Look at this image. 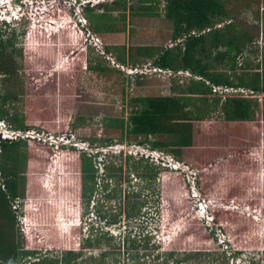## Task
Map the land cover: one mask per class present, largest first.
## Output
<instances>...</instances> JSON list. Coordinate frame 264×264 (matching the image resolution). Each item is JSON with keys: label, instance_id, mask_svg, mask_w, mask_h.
<instances>
[{"label": "rangeland", "instance_id": "rangeland-1", "mask_svg": "<svg viewBox=\"0 0 264 264\" xmlns=\"http://www.w3.org/2000/svg\"><path fill=\"white\" fill-rule=\"evenodd\" d=\"M0 1V24L4 20L12 22L11 28H16L19 34L15 46L22 51V55L15 57L18 65L16 75H0V94L15 97V110L20 113L26 112L29 104L38 109L55 108L58 116H62L65 129H51L50 132L56 135L73 134L75 142L88 143L87 152L92 149L100 150L99 155L104 154L109 151V146L117 147V152L121 149L125 152L119 156L111 155V152L108 155H100L104 164L114 168L111 174L104 165L102 169L106 172L102 171L98 158L95 157L97 154L90 157L94 165V168H90L95 169L97 177V185L92 184L96 190L93 200H104L106 207L103 211L108 210L110 219L117 218L116 224L107 223L99 215L104 213L97 214L94 209L87 208L88 206L81 212V217L73 221L79 211L75 204L79 199L77 175H73L79 163L77 156L80 151L77 148H64L69 149L68 151L74 150L77 156L58 155V163L62 158L66 160L62 169L54 163V153L50 155L46 161L47 167L55 170L53 173L48 172V177L44 175L48 169L44 172L41 170L42 166L40 170L36 167L35 172L41 173V182L48 184V198L53 201L51 204L55 207V221L48 225L43 220L29 219V223L26 221V227L18 222L15 238L20 250H35L39 254L37 258L40 259L46 256L48 257L44 258L45 260L57 257L62 259L66 253L65 249L55 250L53 245H46L49 240L54 241L50 235L51 230H66L70 233L65 235L66 239L78 243L84 233L83 229L87 232L85 234L90 236L91 233L88 232L93 233L92 228H97L114 236L111 243L102 241L105 245L101 248L113 254L103 264H264V118L261 126L253 125L251 131L261 137V148L237 154L242 157L241 163L235 167L238 173L230 167L232 165L229 164V159H221L203 168L191 167L170 153L151 149L149 142L157 140V137L152 136L145 142L143 136L135 138L122 134L120 129L110 127L106 120L128 119L132 111L137 109L136 103L133 102L135 98L178 96L181 91H187L190 80L195 77L187 74L156 73L152 70L149 73L145 71L129 76L125 71L128 68L124 71L112 69L111 67L117 66L111 62L112 58L109 61L104 55L91 50L90 46L83 51L82 44L85 39L75 24L80 1L77 4H74L75 0ZM120 1L125 4L127 2ZM144 1L149 3L144 4L146 8L157 3V0ZM134 3L138 5L141 0H135ZM164 4L162 8L159 6V9L156 7L154 10L166 21L159 28L172 30V22L166 18V0ZM89 7L86 6L84 15L88 14L93 21H97V12L91 9L94 7ZM229 10L234 20L218 21L215 27L223 28L234 21L255 34V38L259 37L239 54V57L244 67L247 64L249 68L256 69L258 65L261 77L264 76V0H233L229 4ZM14 16L19 17L17 22H14ZM100 17L97 29L101 32L106 27L101 22L107 17L105 14ZM141 24L142 28H146L144 21ZM122 26L118 25L115 32L124 34L125 25ZM151 27L158 28V25ZM155 35L161 37L160 32ZM169 36L171 38V35L165 33L166 38ZM102 46H105L103 41ZM155 47L156 51L164 49L163 46ZM227 49L223 46L220 51ZM84 52L88 54L85 60L82 58ZM154 62L153 60L147 65L157 66ZM91 66H100L101 71L91 69ZM245 88L247 91L253 90ZM258 93L251 99L260 106L264 115V92H260V95ZM192 102L197 103L193 107L189 106V109L194 115L202 118L197 121L196 130H208L212 134L226 130L221 124L225 116L220 109L213 110L212 100L210 106L197 100ZM258 106H254L256 114L260 111ZM70 120L76 124L74 127H70ZM139 142L145 144L139 145ZM152 150L160 152L162 160L157 161V156L152 155ZM31 154L37 162L38 153ZM150 154L152 156H149ZM164 169L169 172L165 173ZM214 170L221 176L216 187L211 184L214 182L211 175ZM60 174L76 180L74 188L69 185L68 194L63 196L60 193L61 188L58 189ZM233 179H240V201L223 202L219 197L221 184ZM103 183L113 187L118 193L112 202L102 193L105 191L101 188ZM33 199L35 206L30 204L31 209L40 213L38 206L42 200L39 202L38 197ZM218 210H233L237 214L235 222L225 223L228 224L226 230H223L217 221L220 218L217 216ZM92 213L96 214V219L91 216ZM129 214L133 217H129ZM109 215L107 214V220ZM60 217L63 220L61 222ZM66 217L69 218L68 221H65ZM69 221L73 223H68ZM79 221H83L80 226L77 223ZM71 224H76L79 229H71ZM125 234L131 236V240L136 241L138 246L132 247V241H126L124 247L122 237ZM3 236L4 249L11 248V237L8 236L7 239V236ZM237 250L238 254L235 253ZM100 252L101 250L97 251ZM76 264L95 263L87 254L85 263Z\"/></svg>", "mask_w": 264, "mask_h": 264}, {"label": "trees", "instance_id": "trees-1", "mask_svg": "<svg viewBox=\"0 0 264 264\" xmlns=\"http://www.w3.org/2000/svg\"><path fill=\"white\" fill-rule=\"evenodd\" d=\"M166 1V18L173 23L174 31L173 41L168 42V45L173 48L165 51L154 62V65L175 71L180 69L189 70L193 75L201 77L202 80L192 79L187 91H181L178 96L135 98L133 102L136 103L137 109L132 111L128 119L111 118L106 121H108L110 127L120 129L122 134H128L135 138L143 136L145 142L149 141L152 136L157 137V140L149 142L152 149L170 153L177 160L185 161L191 167L203 168L221 159H229V164L232 165L230 167H233L235 171L237 164L242 161V157L237 155L238 153L261 148V137L251 132L253 125L260 126L261 123L260 115L254 113V106H258V104L254 105L253 101L243 97H228L226 101L222 102V96L215 95L212 102L214 103L213 110L220 109L223 112L225 120H222L221 124L226 129L224 132L218 131L217 134H212L208 130L205 132L199 129L196 130L197 121L202 120V118L194 115L189 106L193 107L197 103L192 102L193 100H197L206 106L211 105L212 88L206 81H210L215 85L247 87L252 88L255 92H264V76L261 77L259 66L257 65L256 69H252L246 64V67H244L239 57V54H242L259 37L255 38V34L239 26L234 21L226 24L223 28L215 27L218 21L234 20L229 10V4L233 0ZM207 29L210 30L202 34V31ZM194 32L196 34H193ZM18 35L16 28L12 29L11 25L6 22L0 24V75L13 77L18 71L15 57L16 55H22V51L15 46ZM178 39H184V41L177 43ZM223 46L228 48L224 52L220 51ZM87 56V52L82 53L84 60L87 59ZM238 67H240L239 71H237ZM94 69H100V67ZM173 88L177 89V87ZM0 98L2 105L12 104L15 100V97L10 94H0ZM52 109L42 113L33 110L23 116L15 114L11 116V120L14 126L21 130L34 126L27 124V120H35V122L43 120L44 124L38 123L36 126H45V129L57 130L55 123L59 114L55 108L53 111ZM2 110L4 109L0 108V114L6 116L8 112ZM64 129L63 127L62 131ZM145 142H139V145L145 144ZM32 143L34 146L38 145L35 141ZM23 145L24 142L22 141L2 142L3 158H6L7 162L20 161L23 156L18 152ZM46 153V157L49 158L53 154V150L48 149ZM70 155L74 157L75 151H64V157ZM77 158H79L81 164L85 160L80 159L79 155ZM79 163L77 166H79ZM0 169L6 178L8 188V193L0 188V254H2L0 264H16L25 261L29 256L36 255L37 252L35 250H20L17 245L15 238L17 220L11 207V199L18 197L15 180L17 174L11 168L1 166V164ZM163 171L165 173L169 172L165 169ZM211 173L212 180H214L211 184L216 187L221 176L215 170ZM236 173H238L237 170ZM239 181L240 179H233L221 184L220 200L226 203H238L241 198V183ZM201 187L204 186L201 185ZM218 211L217 216L220 218L217 221H219L220 227L226 230L228 224L225 223L235 222L237 214L233 210ZM115 221L117 220L115 219ZM106 222L112 224L110 218ZM94 231L98 234L108 233L97 228ZM3 235L7 236V239L8 236L11 237L13 244L11 248L9 247L10 249H4ZM111 237L113 238V236ZM49 243L50 240L46 245ZM136 245V241H134L133 246ZM235 253L238 254L239 250ZM47 257H42L30 264H62L67 258L59 259L57 257L45 260L44 258Z\"/></svg>", "mask_w": 264, "mask_h": 264}, {"label": "crops", "instance_id": "crops-1", "mask_svg": "<svg viewBox=\"0 0 264 264\" xmlns=\"http://www.w3.org/2000/svg\"><path fill=\"white\" fill-rule=\"evenodd\" d=\"M134 1L135 0H127L125 4V3H122L120 0H113V1H109L108 3L95 6L94 8L89 7L91 9H94L95 12H97L99 16V19L97 21H93L94 19L88 16V14H86V17L89 20L91 29L104 42L106 53L109 56H111L112 60L114 61L113 65L119 64L120 66H123L124 68H129V69L141 66L143 64L145 65V64L151 63V61L153 60L156 61L165 51L169 50L170 48H173V47H169L168 45V42L173 41L172 40V34L174 32L173 23H172V30H163V28H159V26L163 25V23H165L166 21H163L165 19H163V17L159 15L158 12L154 11L156 7L158 8L160 6L162 8V5L163 6L165 5L164 0H160V1L157 0V3H154V6H151L150 8H146L144 6V4H149V3H145L147 1L141 0V3H139L138 5L134 3ZM124 6H126V8H124ZM85 10H86V7H85ZM104 14L106 15L108 19L106 18L105 20L101 22L103 23L102 25H106V27L100 32L97 29V27H98L99 21H101L100 16L103 17ZM143 21H144L146 28L141 27L143 25L141 24ZM118 25H123L122 27H124L125 25V32H123L124 34L122 33L119 34V32H115V28L118 29ZM151 25H158V28L157 27L153 28L151 27ZM209 30L210 29L202 31V34L207 33ZM159 32L161 33L160 38L155 35V33L158 34ZM165 33L171 35V38L170 36L166 38ZM193 34H196V33L194 32ZM182 40L184 41V39ZM182 40L178 39L176 42L179 43ZM155 46H163L164 49L163 51H159V50L156 51L155 49L157 47ZM123 48L125 49L123 50ZM92 49L95 50L94 48H91V50ZM93 67L95 68L98 66H91V69H94ZM111 68L121 69L118 66H114ZM94 70L101 71V68L94 69ZM185 71H189V70H185ZM230 87L246 89L245 87H235V86H230ZM257 93L258 92L254 94H250V93H241L240 91H238V92H233V93H229L226 95H219V96H222L221 97L222 102L226 101L228 97H232V98L233 97H239V98L243 97V98L253 101L251 97H254V95ZM258 94L260 95L261 93L259 92ZM214 96H215L214 93L210 95V101L212 100L213 102ZM255 104L257 103L254 102V105ZM15 107H16L15 102L12 104L6 103L5 105H2V103H0V108L4 109L2 111L8 112L6 116L4 115L2 116L0 114V119L6 121L10 126H12L13 129H17V128L14 126L13 121L11 120L12 115L16 114V115L23 116L25 114H29L33 110H35L36 112L42 113L43 111H47L48 109H50L49 107L38 109L37 107L32 106V104H29V106L27 107V111L23 112L24 113L23 114V113L16 111ZM258 109H260V106H258ZM257 115H260L261 123H262L263 121L262 118H264V115L261 109L260 111H258ZM71 120L69 122V125L70 127H74L76 124H74V121L71 122ZM38 123L44 124V121L41 120L39 122H35V120L34 121L27 120V124H30L32 126L34 125L33 127L29 129H34V130H39V131H51V129H45V126L44 127L36 126ZM261 123H260V126H261ZM55 124H56L57 129L63 128L64 125L62 124L61 115L57 117ZM256 127H259V126H256ZM17 130H21V129H17ZM53 131H57V130H53ZM20 141L24 142V145L20 148V151L18 153L21 154L23 158L17 162H12V161L7 162V159L6 158L4 159L1 154L0 164L1 166L11 168L12 171L16 172L17 179L15 180H16V185H17L18 197L30 199L31 200L30 204L33 206H35L34 199H33L34 197L35 198L38 197L39 202L40 200H42L41 204L39 206L37 205L39 207L38 211L40 213H37L36 211L34 212V209L30 208L27 210V213H26L27 217L31 219L32 221L43 220L44 223H47L48 225H52L55 221L54 210H53V208L55 207L51 204V202L53 201L50 198H48L50 191L47 190V186L45 185V183L41 182L40 180L41 173L35 172L36 167H39V170H40V167L42 166L41 170L43 169L44 172L47 169H49L47 167L48 163L46 162L48 160V158L46 157V154H47L46 152H48V149H51V148L45 147L41 143H38L36 141L35 142L38 144L37 146H34V144L32 143L33 141H28V140L26 142L25 140H20ZM6 142H10V141H6ZM13 142H19V141H13ZM13 142H10V143H13ZM68 150L69 149L63 148L61 151V154H64V151H68ZM31 153H38L39 157H37V162L35 161ZM78 154L80 156V159L81 158L85 159L83 160L82 164L79 163V166H76V171L73 174V175L75 174L77 175V182H78L77 188H78L79 196H80L81 190L83 187L85 189V188H89L88 186H92L91 184L93 183V178H94L93 172L95 171V169L92 170L90 168V166H93L94 168V165L89 156L84 155L83 152H79ZM59 166L61 167V169L63 166H65L64 158H62L59 161ZM87 166L89 167V169H87ZM81 173H83L84 175L81 176ZM69 175L71 176L72 174L69 173ZM60 176H61V180H60V184H58V189L61 188V191L60 190L59 191L61 195L63 196L66 193L68 194L69 185H71V187L74 188V183L76 180L74 178L72 179V177L65 178L63 174H60ZM66 179H67V182H65ZM5 183H6V180H5ZM4 192L8 193V188H7V191H4ZM78 208L80 209V207ZM77 213H79V211ZM37 214H42V216L37 215ZM78 217H79V214H78ZM65 221H66V218H65ZM77 227L79 229V226H76V229ZM70 228L74 229L75 227H70ZM62 230L61 229L60 231L51 230L52 232L50 235L53 236L52 239L54 238L57 241L56 240L52 241L48 245L50 246L53 245L57 250L66 249V245L70 243V239L67 240L65 236L67 235L68 231L66 230L62 231ZM65 242H66V245H65ZM66 257L67 258L64 260L62 264H66L69 259H72L68 256ZM62 258H64V256Z\"/></svg>", "mask_w": 264, "mask_h": 264}, {"label": "built area", "instance_id": "built-area-1", "mask_svg": "<svg viewBox=\"0 0 264 264\" xmlns=\"http://www.w3.org/2000/svg\"><path fill=\"white\" fill-rule=\"evenodd\" d=\"M78 1H80V3H79V6L77 7V13H76L77 20L75 24H77V27L79 28L81 35L85 39L83 40L84 43L82 44V50L85 51L87 47L90 46L91 48H94L97 53H100L104 55L108 60H111V56H109L105 51V46H102L101 38L93 32V30L90 27L89 20L87 19V17L84 15L83 12L85 10L84 8L88 5L90 7H95V6L102 5L104 3H108L109 1H113V0H75L74 4H77ZM112 62L114 61L112 60ZM116 65L124 71L125 68L123 66H120L118 64ZM152 67L146 64L142 68L140 67H135L131 69L128 68L125 71H126V74L129 76H133L134 74L142 73L145 71L149 73L152 70L156 73H168L170 75L171 74H187L190 77H195V79L202 80L201 77L195 76L189 71H185V70L175 71L172 69L162 68L159 66H152ZM206 83L212 88V93H214L215 95H226V94L238 92V91H240L241 93H250V94L256 93L254 90L247 91L246 89H243V88H234V87H229L225 85H215V84H212L210 81H206ZM20 140L36 141L38 143H41L45 147L51 148L54 153L52 156V159L54 160V163L57 165H59L57 157L59 154H61L62 149L66 147L72 146L74 148H77L80 152L87 153L86 155L89 157H94L95 154H97L95 152L96 150H92V149L90 150V152H87L88 143L75 142L74 135L71 133L70 134L64 133L62 135H56L50 131H39V130H34V129L17 130V129H13L12 126H10L6 121L0 119V162H1V154H2V142L4 141L13 142V141H20ZM112 148H113L112 146L108 147V149H112ZM116 149L118 148L116 147ZM159 153L160 152H157V151L153 152L155 157L157 156V161L158 159H161V155H159ZM104 160H105V156H104ZM97 161L99 162V166L102 169V166L104 165L103 159L100 158V156H98ZM54 170L55 169L50 168L44 175L48 177L49 175L48 172L53 173ZM45 185L48 186V184L46 183ZM0 188L3 191H7V185L5 183V178H4V175L1 169H0ZM30 201H31L30 199L21 198V197H15L11 199V207L16 216L17 223L19 222L20 224L25 225L24 227H26V221L28 223L30 221L29 218L26 216L27 210L31 208ZM91 216L96 219L95 213H92ZM59 219H60L59 221L61 222L62 221L61 217ZM79 223L81 224V221ZM38 256L39 254L37 253L34 256L27 257L25 261L21 263H16V264H30L31 262L38 261L40 259V258H37Z\"/></svg>", "mask_w": 264, "mask_h": 264}, {"label": "flooded vegetation", "instance_id": "flooded-vegetation-1", "mask_svg": "<svg viewBox=\"0 0 264 264\" xmlns=\"http://www.w3.org/2000/svg\"><path fill=\"white\" fill-rule=\"evenodd\" d=\"M95 152L97 153V156H95V157L98 158V155H99L98 153H101V151L99 150V151H95ZM83 153L84 154H87L85 152H83ZM104 166L108 170V172H110V174H111V171L114 172V168H111V166H107L106 164H104ZM102 171H104V173L106 172L103 169H102ZM93 174H94V178H93V183L92 184H95V186H96L97 185L96 184L97 177L95 176L96 171H94ZM82 175H84V174L81 173V176ZM111 181L112 180L110 179V182ZM104 185L105 184L103 183V185L101 186L102 191L105 190L102 193L104 194V196L106 198L108 197L107 198L108 200H110V201L113 200L118 195L117 191H115L116 189H114L113 187L109 186L108 184L105 185V186ZM88 187L91 188V189H89V188H85L84 189V187L82 188L81 194L79 196V199L76 200V203L75 204L78 207H80V209H79V213L76 214L77 215V218L73 219V221L74 220L75 221L78 220V214H79V217H81V212H84L85 211L84 208H86V206H88L87 208L90 207L91 209H94L97 214L104 213V214H99V215H100V217H103L107 221V214L109 215V212H107L108 210L105 211V212L103 211V208L106 207L103 204L104 203V200L99 199V200H97V202H95L93 200V198H95V195L94 194H96L95 193L96 190H94V186H88ZM92 203H94V205H92ZM98 209H99V211L97 212ZM129 217H133V216L129 214ZM109 218H110V215H109ZM115 219L118 220L117 218H115ZM67 220H69L68 217H66V221ZM110 220H111L112 224H116L117 223V221H115L113 218H111ZM70 222L73 223L72 221H69L68 223H70ZM79 222H77V223L80 226V223ZM81 223H83V221ZM71 226L76 228V224H71ZM83 232L84 233H82V237H80V239H79L80 242H78V243H72V240L71 239H70V243L68 245H66V242H65V245H66V249H65L66 250V253H65V255L68 256V257H70V258H72V259H69L66 264H76L77 262H79V263H85V258L87 257V254L90 255V258L94 261L95 264H103V263H106V260L108 259V257L112 256L113 254H111L110 252H108L107 249L101 248V247H103L102 245H105L104 244L105 242L102 243V241H109L111 243L114 240V236L112 238L109 233H105V234H100L99 233L98 234L96 232L95 233L94 232L93 233L92 232H88V233H91V235L89 236V235H86L85 234V233H87L86 230L83 229ZM80 235H81V233H80ZM126 235L127 234H125L122 237V239H123V246L124 247L126 245L125 242L127 241V238H129L128 241H132L131 240V236L129 237V236H126ZM116 237H118V236H116ZM133 242L134 241H132V245H131L132 247H133ZM70 245H71V247H70ZM128 246H130V244ZM136 246H138V243H137ZM53 248H55V247H53ZM55 250H57V249L55 248ZM98 250H101V252L100 253H97ZM66 256H64V257H66ZM138 259H141V258H137V260Z\"/></svg>", "mask_w": 264, "mask_h": 264}, {"label": "clouds", "instance_id": "clouds-1", "mask_svg": "<svg viewBox=\"0 0 264 264\" xmlns=\"http://www.w3.org/2000/svg\"><path fill=\"white\" fill-rule=\"evenodd\" d=\"M0 4H1V1H0ZM13 20V19H12ZM14 22H17L16 20H19V17L18 16H14ZM3 22H6L7 24L9 25H12V22H7L6 20L2 21ZM152 149V148H151ZM152 151H155V150H152ZM111 152V155L112 154H115L116 156H119L121 155V153H125L123 149H121L119 152H117V149L116 147H113L112 149H109V151H107V153H104V154H100V155H108V153ZM99 155V156H100ZM154 155V154H152ZM151 154L149 156H152ZM127 156H128V153H127ZM155 156V155H154ZM95 228H92V231H94ZM95 232V231H94Z\"/></svg>", "mask_w": 264, "mask_h": 264}]
</instances>
